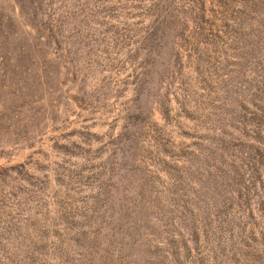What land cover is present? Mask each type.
<instances>
[{"label":"rangeland","instance_id":"obj_1","mask_svg":"<svg viewBox=\"0 0 264 264\" xmlns=\"http://www.w3.org/2000/svg\"><path fill=\"white\" fill-rule=\"evenodd\" d=\"M0 264H264V0H0Z\"/></svg>","mask_w":264,"mask_h":264}]
</instances>
